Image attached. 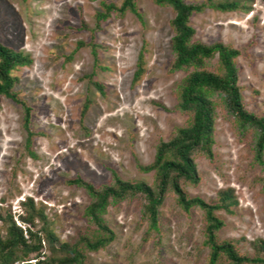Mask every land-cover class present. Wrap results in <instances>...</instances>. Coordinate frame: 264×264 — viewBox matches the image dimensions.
Here are the masks:
<instances>
[{
  "label": "rangeland",
  "instance_id": "obj_1",
  "mask_svg": "<svg viewBox=\"0 0 264 264\" xmlns=\"http://www.w3.org/2000/svg\"><path fill=\"white\" fill-rule=\"evenodd\" d=\"M99 1L0 0V44L31 59L11 75L17 79L14 90L31 108V129L37 133L32 158L24 149L21 107L0 96V216L10 215L25 227L19 216L31 199L48 229L70 245L92 228L84 216L90 197L68 182L80 178L100 188L112 183L114 173L154 188V172L137 166L151 164L158 143L168 141L190 119L176 109V87L186 72L168 71L171 8L136 0L139 16L111 14L97 25ZM214 1H239L243 9L206 8L194 14L190 25L195 40L222 42L239 51L244 106L264 118V0ZM105 2L118 6L122 0ZM91 42L98 46L96 60ZM141 50L143 72L132 83ZM253 140L250 130L241 132L234 117L218 107L213 157L195 158L197 185L181 183L189 197L208 203L218 192L232 190L238 204L231 213L217 212L223 221L217 238L236 241L239 252L249 256L252 243L264 240V196L254 181L259 167L253 162ZM104 219L114 240L96 252L79 245L84 264H207L203 213L198 208L183 211L170 190L159 208L157 230L148 228L139 198L109 206ZM0 234L5 235L2 221ZM44 253L51 255L47 249Z\"/></svg>",
  "mask_w": 264,
  "mask_h": 264
},
{
  "label": "trees",
  "instance_id": "obj_2",
  "mask_svg": "<svg viewBox=\"0 0 264 264\" xmlns=\"http://www.w3.org/2000/svg\"><path fill=\"white\" fill-rule=\"evenodd\" d=\"M152 2L159 7H170L174 13L170 22L173 58L168 71L186 72L176 87V109L190 116L189 122L176 128L168 141L158 143L151 164L137 166L141 172H154L155 187L140 181H124L114 173L112 183L100 188L80 178L69 181V184L84 189L91 199L84 211L92 228L91 233L81 236L72 245L58 240L48 229L42 211L35 210L32 200L28 199L25 215L19 216L20 223L25 227L17 225L10 215L0 216V221L5 225V235L0 234V264H84V254L79 245L84 251L96 252L114 240V233L104 219L109 206L139 198L148 228L157 230L159 208L168 190L174 194L176 203L183 211L191 208L202 211L204 244L208 248L207 264H219L220 261L227 264H264V240L252 243L253 255L249 256L239 252L236 241L217 238V232L223 227L217 212L231 213V209L238 204L232 190L218 192L215 201L208 203L200 197H189L181 186L182 182L198 184L195 164L198 155L212 159L216 109L223 107L234 117L241 132L250 130L254 135L253 162L259 167V175L254 181L259 184L264 196V118L248 112L244 106L236 64L239 51L222 42L208 45L195 40V30L190 25L191 17L206 8L232 12L243 7L239 1L205 0L200 4H188L184 0ZM99 6L100 11L95 14L97 25L106 21L111 14L123 17L130 12L139 16L136 0H122L118 6L100 0ZM89 47L96 60L98 46L91 42ZM143 52L141 50L137 57L132 83L138 81L143 72ZM30 64L29 56L0 44V96L21 107L22 126L26 134L24 149L29 157L34 158L32 140L37 133L31 129V108L14 90L17 79L11 75L16 69ZM94 85L99 91L102 89L101 85ZM36 220L41 222L39 228H36ZM45 249L49 250L50 256L44 253Z\"/></svg>",
  "mask_w": 264,
  "mask_h": 264
}]
</instances>
